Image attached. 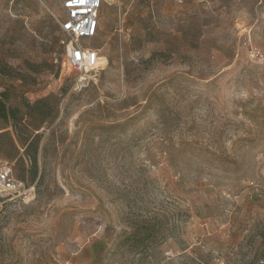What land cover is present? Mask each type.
<instances>
[{"label":"rangeland","instance_id":"374dc122","mask_svg":"<svg viewBox=\"0 0 264 264\" xmlns=\"http://www.w3.org/2000/svg\"><path fill=\"white\" fill-rule=\"evenodd\" d=\"M66 1L0 0V264H264V0H103L84 74Z\"/></svg>","mask_w":264,"mask_h":264},{"label":"built area","instance_id":"2783aa9c","mask_svg":"<svg viewBox=\"0 0 264 264\" xmlns=\"http://www.w3.org/2000/svg\"><path fill=\"white\" fill-rule=\"evenodd\" d=\"M102 6L103 0H67L64 3L66 18L60 22V27L66 46L63 64L68 73L76 71L84 74L100 70L101 57L89 41L98 35ZM31 192L25 183L15 177L12 165L0 164V208L9 201L29 197Z\"/></svg>","mask_w":264,"mask_h":264},{"label":"trees","instance_id":"16d2710c","mask_svg":"<svg viewBox=\"0 0 264 264\" xmlns=\"http://www.w3.org/2000/svg\"><path fill=\"white\" fill-rule=\"evenodd\" d=\"M0 117L6 120L9 118V115L6 110V105L1 99H0Z\"/></svg>","mask_w":264,"mask_h":264}]
</instances>
